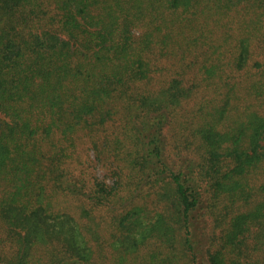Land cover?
Listing matches in <instances>:
<instances>
[{
	"label": "trees",
	"instance_id": "trees-1",
	"mask_svg": "<svg viewBox=\"0 0 264 264\" xmlns=\"http://www.w3.org/2000/svg\"><path fill=\"white\" fill-rule=\"evenodd\" d=\"M0 264H264V0H0Z\"/></svg>",
	"mask_w": 264,
	"mask_h": 264
},
{
	"label": "rangeland",
	"instance_id": "rangeland-1",
	"mask_svg": "<svg viewBox=\"0 0 264 264\" xmlns=\"http://www.w3.org/2000/svg\"><path fill=\"white\" fill-rule=\"evenodd\" d=\"M97 175H102V170L97 168ZM213 231V226L212 223L210 224V222H208L206 219L205 220H201L200 219L194 222L193 224V237L194 239L197 240L198 244L200 246H202L200 249L204 248L205 245L208 244V240H209V236ZM99 249H102L104 251V248H102V246L100 245L98 247ZM103 252H100L99 254H101ZM100 259L104 260V256L103 257H99Z\"/></svg>",
	"mask_w": 264,
	"mask_h": 264
}]
</instances>
